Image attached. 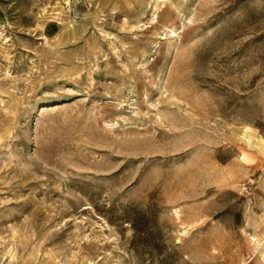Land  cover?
<instances>
[{
	"label": "rangeland",
	"instance_id": "obj_1",
	"mask_svg": "<svg viewBox=\"0 0 264 264\" xmlns=\"http://www.w3.org/2000/svg\"><path fill=\"white\" fill-rule=\"evenodd\" d=\"M0 264H264V0H0Z\"/></svg>",
	"mask_w": 264,
	"mask_h": 264
},
{
	"label": "built area",
	"instance_id": "obj_2",
	"mask_svg": "<svg viewBox=\"0 0 264 264\" xmlns=\"http://www.w3.org/2000/svg\"><path fill=\"white\" fill-rule=\"evenodd\" d=\"M245 188H246V185H245Z\"/></svg>",
	"mask_w": 264,
	"mask_h": 264
}]
</instances>
